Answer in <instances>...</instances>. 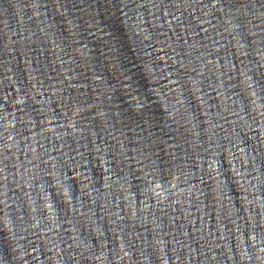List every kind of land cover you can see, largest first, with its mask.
Returning <instances> with one entry per match:
<instances>
[{"label": "water", "instance_id": "obj_1", "mask_svg": "<svg viewBox=\"0 0 264 264\" xmlns=\"http://www.w3.org/2000/svg\"><path fill=\"white\" fill-rule=\"evenodd\" d=\"M0 264H264V0H0Z\"/></svg>", "mask_w": 264, "mask_h": 264}]
</instances>
